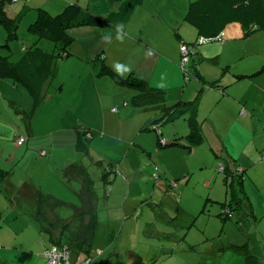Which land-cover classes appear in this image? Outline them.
<instances>
[{
    "label": "crops",
    "instance_id": "1",
    "mask_svg": "<svg viewBox=\"0 0 264 264\" xmlns=\"http://www.w3.org/2000/svg\"><path fill=\"white\" fill-rule=\"evenodd\" d=\"M34 1L36 3L27 0L21 7L18 6L19 12L23 9L25 13L20 22L19 36L22 21L28 17L25 23L27 30L37 16V8L57 15L71 3H76L81 11L86 10L104 18L108 23L107 26L87 25L69 29L68 34L73 37L68 46L69 53L58 58L53 76L43 85V97H46L47 90L53 89L49 102L63 114L70 111L75 118L76 110L82 109L97 118L87 122L78 121L77 124L73 120V131L69 129L67 133L65 129L62 130L67 134V139L60 143H64L65 148L73 149L74 153L78 152L75 149L76 128H86L89 130V137L86 136L89 142L85 154L89 155L92 162H97L103 171L106 170L103 159L106 160L116 170V177L121 175L122 180L129 178L125 176L122 165L125 159H130L128 172L136 176L142 174L139 177L141 183L155 181V176L157 179L159 176L162 189L167 186L164 181L171 179V176L175 175V179L186 180L185 183H188L192 175H199V181L196 182L199 190L189 191L185 186L184 190L177 188L175 192V209L187 215L190 219L188 224L171 223L170 216L161 210L155 211L158 218L165 220V224L159 225V230H156L155 222L143 221V228L148 232L146 234L159 244L158 253L150 264H245V253L237 248L243 244H247L251 252L263 262L264 246L253 238L252 228L259 230V224L264 220V25L259 24L257 29L246 34L241 21L226 23L219 37L199 44L197 52L190 57L188 68L191 75L186 77L180 67V44L196 42L200 36L195 26L184 20L193 0ZM19 2L22 1H11V14L18 13L15 4ZM25 36L32 39L30 45H38L37 36L28 31ZM27 46L21 45L22 54L15 61H10L9 57L14 53L13 43L7 49L11 50L10 55L5 50H0V54L14 63L20 59ZM45 46L48 49L40 47L44 52L52 51L51 44ZM117 63L122 66L119 71L123 75L114 70ZM103 66L108 67L111 74L100 73ZM130 77L140 78L154 87L162 88L167 104L195 100L197 119L209 135L204 149L201 151L196 146L184 145V137L180 143L161 146L157 131L151 129L154 125L151 130H147L150 125H146L151 120L155 124L161 112L157 110L158 116L152 119V114H147L146 110L138 109L133 104L129 106L126 98L136 93L134 89L129 96L123 95L124 91L118 88L109 93L108 87L112 85L126 88L123 81ZM0 81L5 84L4 94L11 96L12 92L16 94V90L23 87L26 94L22 92L19 99L25 98V104L26 100L31 101L29 107L34 103L23 85H13L5 79ZM121 99H124L122 107L112 111L110 103L117 104ZM108 113L113 116L111 119H107ZM126 116L131 120H127ZM108 124L115 125L116 133L106 129ZM167 130V135L162 136V131L160 133L163 138L168 136L166 140L170 141L177 129L170 126ZM27 131L21 135L26 136L25 148L29 151L34 144ZM14 147L18 151L21 145L16 142ZM41 147L44 148V145ZM41 147H38L41 156L48 155V147L50 154L56 150L53 144L44 150ZM93 152L100 157H92ZM3 156L4 165L0 163V168H7L5 165L9 161L10 169L15 168V171L7 174L3 180L5 183H0V264H45L42 252L49 243L42 225L51 226L52 229H55L53 226H60L67 219H62L52 207L65 205L74 212L79 206L78 202L58 197L60 195L56 197L51 191H43L45 195L39 200L37 191L43 186L41 184V187H37L33 179L34 161L36 164L44 162L47 174L54 167L51 158L45 160L35 155L32 162L29 156L25 177L14 180L16 173H21V169H18L19 172L16 170L20 168V162L13 163V159L8 160ZM21 161H25L23 157ZM79 161L78 158L68 157L54 167L57 170L64 164L61 172L66 176V184L64 180L57 179L58 187L63 185L75 192L79 191L68 181V176L77 178L79 175L80 168L70 167ZM172 161L178 164L175 173H171ZM81 164L85 167L83 162ZM239 168L243 170L241 185L244 195H239L243 200L239 206L234 207L230 183L237 178L233 173ZM105 180L106 189L110 191V179L106 177ZM134 192V199L147 193L144 188ZM180 194L189 197L187 204L178 203L180 201H177V197ZM228 195H231L230 200ZM216 203L220 206L215 207ZM248 203L253 215L249 218L246 215ZM224 206L231 209L230 216L223 214ZM15 211L18 214L13 220L11 218ZM9 217L11 220L8 221ZM204 217L206 222L195 225V220ZM19 221L23 222L16 225ZM148 225L151 227L147 228ZM248 226L252 231L248 230ZM131 229L141 232V224L133 223ZM150 229H155V232L152 233ZM259 232L264 235V231ZM148 248L149 244L143 252ZM194 253H203L205 256L189 259Z\"/></svg>",
    "mask_w": 264,
    "mask_h": 264
},
{
    "label": "rangeland",
    "instance_id": "2",
    "mask_svg": "<svg viewBox=\"0 0 264 264\" xmlns=\"http://www.w3.org/2000/svg\"><path fill=\"white\" fill-rule=\"evenodd\" d=\"M22 2H19L18 4H15L16 11L19 12L20 5L23 3H26L27 0H21ZM15 3V2H14ZM32 3H36L34 0H32ZM48 3V2H46ZM18 6H20L18 8ZM26 17L22 23H21V31L19 38L13 42V51L14 53L9 56L10 61H15L19 58V56L22 54L21 45H30L32 39H30L28 36H25L27 33V30L25 29V23H26ZM6 32L2 25H0V43H3L5 40ZM38 45L41 48H46L45 45H49L52 43L47 40H41L38 41ZM0 50L6 51V54L10 55V51H7V48L0 47ZM4 55V54H3ZM58 83V82H57ZM0 163L4 165V161L2 159L3 157H6L8 160L13 159V163L20 162V168L18 167L16 170L19 172L18 169H21V173H16V176L14 177V180H18V177H25V166H28L29 156L31 157V161L33 162L34 159L33 156L36 155V157L45 158L53 161V166L57 167L58 164L62 163L66 158L73 157L80 159L79 163L83 162L88 175L92 179V187L96 191L98 197L96 200V209H97V224L95 227V233L94 237L91 243V261L88 264H150L152 258H155L156 254L158 253L159 244L156 242V239H153L150 235L146 234L148 232L145 231L143 228V221L146 219L147 221L155 222L154 225L156 226V230L160 229V224H165V220L163 218H158L157 213L155 211L161 210L163 212H166L167 215L170 216L171 223L178 225H184L188 224L190 219H188L187 215L183 214L181 211H177L175 209L174 204L175 203V197H176V191L177 188L183 189L187 186L189 191L190 190H199L200 187L196 184L199 175L194 174L192 175V178L190 182L185 183L186 180H180L175 179V175L171 176V179L165 180L164 182L167 184V186L162 189L160 188V185L162 184V180H160L159 176L157 179V176H155V181H143L141 183L140 176L141 173L136 176L135 174H131L128 172V169L130 166L129 160L125 159L122 163L123 167L125 168L124 174L125 176L129 177L127 180H122V176L119 175L116 177V170H112L111 172L103 171V168L100 166H97V163L92 162L89 155H86L85 153H79L81 151H78L74 153L73 149L65 148L64 143H60L63 139H67V134L63 132L62 130L65 129V131H69L71 129L73 131V120L74 123H78V121H93L97 118L92 116V114H88L89 112L84 111L82 109L76 110V117L74 118L72 116V113L68 111L67 114H63V112L57 110L52 106L51 98L53 89H49L46 92V97L44 96L41 100H39L36 104L32 103L29 107V102L26 100L25 104V98H20L22 92L26 94V90L23 87H20V90H16V94L12 92V95L8 96L7 94H4V87L5 84L1 83L0 81ZM109 88V93L115 92L114 90L118 88L119 90H122L124 92L123 95L129 96V93L133 90L132 88L129 89L125 87L112 85ZM133 95V94H132ZM133 96H129V98H126L129 106L132 105L131 99ZM124 99H121L119 102L116 103H110L112 104L111 109L114 111L116 107L121 108L122 107V101ZM6 106V107H5ZM26 106V108H25ZM29 107V108H28ZM25 108V109H23ZM58 108V107H57ZM22 109V111H20ZM27 109V110H26ZM60 109V108H58ZM26 110V111H24ZM146 110L147 114H152V119L158 116L156 114V109H144ZM113 117L110 113L107 115V119H111ZM127 120H131L129 116ZM76 119V120H75ZM158 121V120H157ZM160 122V121H158ZM150 125L149 129L153 132V123L148 121L146 125ZM109 126V124H108ZM107 126V130L110 133H116L115 125L113 126ZM153 126V127H152ZM170 126H175V129H178L179 133L187 132V125L186 120L183 118L175 119L173 122H164L160 123L159 130L162 131V136L167 135V129L170 128ZM27 129L25 130V128ZM152 127V128H151ZM151 128V129H150ZM186 128V129H185ZM31 130L32 132L29 133ZM146 130V129H145ZM25 131L29 133V136L32 137V143L34 145L31 146L30 150L28 151L25 147L24 142L20 149L18 151H15L14 144L17 142L18 137L22 136L21 134H24ZM33 133V135H32ZM202 139L199 143H197L196 148L201 151L204 149V143L209 139V135L205 132V130L202 129L201 131ZM71 136V135H70ZM25 137V135H24ZM165 140L168 139V136L164 138ZM167 141V140H166ZM53 144L56 147V150L50 154L49 145ZM37 145V146H36ZM44 145V148L41 146ZM161 146H165L164 144H161ZM45 149L48 152L47 156H41L39 153V148ZM73 148V146H72ZM25 152H28L26 155H24ZM73 152V155L71 156ZM15 153V154H14ZM12 156V157H11ZM49 156V157H48ZM92 157H100L95 152L92 153ZM24 158L25 161H21V158ZM156 159V157H154ZM44 160V159H43ZM103 161L107 164V161L103 159ZM180 162V160H178ZM35 163V169L33 172V179L36 180L37 187H41V184L43 188H39L45 193L48 191H51L53 194L60 195L58 197L78 202V205H80V197L78 194H75V191H73L70 188H67L63 185H60L58 187L57 179L65 182V177L63 175L62 168L63 165L58 168L57 171L54 167L51 168L48 173L45 172V163L44 162H38ZM183 163H181L179 166H181ZM9 161H7V165H5L4 170H7L9 172L15 171V168L10 169ZM116 167V164H115ZM171 173H175L178 169L177 162L172 161L171 162ZM23 169V170H22ZM43 173V176H42ZM108 177L110 179L109 185H111V189H106V183L105 178ZM12 180V182H14ZM68 181L72 182L75 189L81 188V183L77 178L68 176ZM199 181V180H198ZM4 182V181H3ZM57 182V183H56ZM68 184L70 185V183ZM5 183V182H4ZM115 183V186L113 187L112 184ZM40 185V186H38ZM4 187V186H3ZM6 187V186H5ZM141 188H144L147 193L144 194L142 197L139 198H132L133 194H135L136 190H140ZM155 189L154 192H151L152 189ZM8 189V188H7ZM162 189V190H160ZM47 191V192H46ZM161 191V192H160ZM59 194H58V193ZM57 197V196H56ZM189 197L184 194H180L177 197V201H180L178 203L180 204H187ZM231 199V195H228V200ZM176 201V202H177ZM172 202V203H171ZM12 207V205H10ZM216 206H220L219 203L215 204ZM119 210L117 211L116 210ZM8 210V207L6 208ZM9 210H11L9 208ZM52 210L55 213H59L58 215L62 219H69L72 217L73 209L65 206V205H56V207H52ZM162 212V213H163ZM161 213V214H162ZM18 214V211H15V213L12 215V218L14 220V217ZM21 214V213H20ZM161 216V215H160ZM172 217V219H171ZM213 217V216H212ZM117 218H119L117 221ZM10 217L8 218V221L11 220ZM109 220V221H108ZM195 225H201L202 223L206 222L207 219L205 217L199 218L195 220ZM15 222V221H14ZM23 221H19L16 225H20ZM212 222V220H211ZM140 225L141 224V232L140 230H133L131 229L132 224ZM257 223V221H255ZM168 224V223H167ZM15 225V226H16ZM171 227H175L174 225L169 224ZM194 225V224H193ZM57 226V225H56ZM19 227V226H18ZM145 227V226H144ZM151 227L150 225L147 226V228ZM249 227V226H248ZM255 227L252 228L253 230V238L258 240L259 243L264 246V235L262 236L259 232V230L264 231V220L259 224V230H254ZM152 233L155 232V229H150ZM249 231H252L250 227L248 228ZM247 230V232H248ZM250 233V232H248ZM252 235V234H251ZM155 237V236H154ZM230 237V236H229ZM153 239V242H152ZM155 240V241H154ZM135 242L134 245H130L131 242ZM149 244V248L146 252H143L144 248ZM137 253V254H136ZM144 253V254H143ZM146 255V257H145ZM2 255H0L1 257ZM199 256H205L203 253L199 255V253H194L192 256L189 257V259L192 260V258L197 259ZM76 258V253L71 252L70 259L73 261ZM263 262H264V256H262ZM262 261V260H261ZM46 264V263H45ZM184 264V262H183Z\"/></svg>",
    "mask_w": 264,
    "mask_h": 264
},
{
    "label": "trees",
    "instance_id": "3",
    "mask_svg": "<svg viewBox=\"0 0 264 264\" xmlns=\"http://www.w3.org/2000/svg\"><path fill=\"white\" fill-rule=\"evenodd\" d=\"M11 1L0 0V25L3 26L6 32L5 40L3 43H0V47L7 49L10 48L11 43L19 38L20 22L25 15L23 9L18 13L11 14L9 10ZM37 11V16L28 25L27 31L37 36L39 41L47 40L51 42L52 51L44 52L38 45H34V43L26 48L24 47L25 51L23 55L14 63L10 62L7 56L0 54V79L8 80L13 85H23L26 87L34 104L43 98V85L53 76L58 58L69 53L68 46L73 37L68 34V30L79 26L108 25L104 18L86 10L81 11L76 3L68 4L57 15H52L43 8H37ZM184 20L195 26L200 35L199 38L206 37L213 39L220 35L225 24L232 20L241 21L244 25L245 33L248 34L257 29L259 24L264 25V2L263 0H193L188 6ZM184 43L194 48L195 53L197 52V41ZM107 72L111 74L110 69L103 66L100 73ZM184 74L188 77L191 75V72L188 70V73ZM123 84L136 90L131 103L138 109H156L161 112V115L154 121L153 127L158 133L160 144H177L184 137V145L193 147L201 141L202 128L200 121L197 119L195 100L176 101L167 104L165 102L164 90L148 84L145 80L130 77L123 81ZM178 118L186 120L187 132L185 134L179 133L177 129L171 140L166 141L161 136V131L159 130L160 123L173 122ZM88 133L89 130L86 128H81V130L78 127L76 128V151L87 153ZM162 139L165 142H162ZM70 167L80 168L77 177L81 183V188L75 192L80 197V205L75 209L72 217L64 221L60 226H53L55 229H52L51 226L42 225V230L46 233L49 244L66 245L69 250V256L72 251L76 253V258L73 261L70 259L71 263H73L81 258H90L91 256V243L97 224V195L92 187V179L88 175L86 168L81 163L70 165ZM106 168L108 171L113 170L108 163L104 169ZM104 172L107 171L105 170ZM242 173L243 170L236 169L233 174L237 178L230 183L232 200H235L234 207L239 206L243 200V198L239 197L240 194L244 195L241 185ZM7 174H9V171L0 168V183L6 178ZM67 185L70 186L68 183ZM44 195L43 191H37L40 201ZM250 207L248 203L247 218L252 215ZM237 248L245 253V264H263L251 252L247 244L237 246Z\"/></svg>",
    "mask_w": 264,
    "mask_h": 264
},
{
    "label": "built area",
    "instance_id": "4",
    "mask_svg": "<svg viewBox=\"0 0 264 264\" xmlns=\"http://www.w3.org/2000/svg\"><path fill=\"white\" fill-rule=\"evenodd\" d=\"M220 35L216 36L219 37ZM212 38H206V37H200L197 41V45L201 43L208 42ZM180 67L184 71V73H188V66L190 64V57L192 54H195L194 48L189 46L188 44L181 43L180 45ZM115 110V109H114ZM89 136V135H88ZM26 138L24 136L18 137L17 144L22 145L25 142ZM162 142H165L162 139ZM222 169V168H221ZM241 170V169H238ZM223 214L225 216L231 215V209L228 206H224ZM43 256L46 260V264H88L91 259L90 258H81L77 260L76 262L71 263L70 256H69V250L66 245L58 246L55 244H49L44 250H43Z\"/></svg>",
    "mask_w": 264,
    "mask_h": 264
},
{
    "label": "clouds",
    "instance_id": "5",
    "mask_svg": "<svg viewBox=\"0 0 264 264\" xmlns=\"http://www.w3.org/2000/svg\"><path fill=\"white\" fill-rule=\"evenodd\" d=\"M121 67L122 66L119 63L115 64L114 66V70H116L119 75H123V73L119 71Z\"/></svg>",
    "mask_w": 264,
    "mask_h": 264
},
{
    "label": "water",
    "instance_id": "6",
    "mask_svg": "<svg viewBox=\"0 0 264 264\" xmlns=\"http://www.w3.org/2000/svg\"><path fill=\"white\" fill-rule=\"evenodd\" d=\"M240 169V168H239Z\"/></svg>",
    "mask_w": 264,
    "mask_h": 264
}]
</instances>
